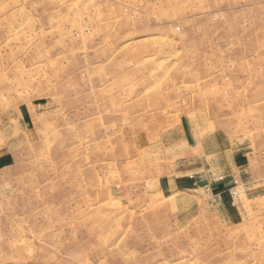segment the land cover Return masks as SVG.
Masks as SVG:
<instances>
[{
  "label": "rangeland",
  "instance_id": "1",
  "mask_svg": "<svg viewBox=\"0 0 264 264\" xmlns=\"http://www.w3.org/2000/svg\"><path fill=\"white\" fill-rule=\"evenodd\" d=\"M0 264H264V0H0Z\"/></svg>",
  "mask_w": 264,
  "mask_h": 264
}]
</instances>
